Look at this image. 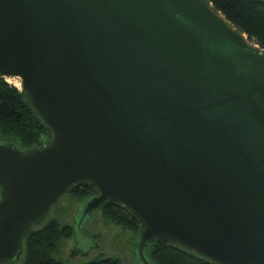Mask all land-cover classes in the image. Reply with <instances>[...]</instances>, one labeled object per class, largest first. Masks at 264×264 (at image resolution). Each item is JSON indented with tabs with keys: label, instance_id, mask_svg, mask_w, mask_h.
<instances>
[{
	"label": "water",
	"instance_id": "1",
	"mask_svg": "<svg viewBox=\"0 0 264 264\" xmlns=\"http://www.w3.org/2000/svg\"><path fill=\"white\" fill-rule=\"evenodd\" d=\"M0 73L50 132L0 141V264L74 184L153 239L264 264V48L207 0H0Z\"/></svg>",
	"mask_w": 264,
	"mask_h": 264
},
{
	"label": "trees",
	"instance_id": "2",
	"mask_svg": "<svg viewBox=\"0 0 264 264\" xmlns=\"http://www.w3.org/2000/svg\"><path fill=\"white\" fill-rule=\"evenodd\" d=\"M207 1L212 2L251 40L264 48V0ZM50 137V132L23 91L0 73V140L14 144L19 150H29L44 146ZM95 193L98 191L91 183L81 182L72 185L61 197L68 195L72 199L84 201ZM2 196L0 189V199ZM99 210L115 224L140 233L142 224L139 218L121 203L107 200ZM74 228L75 225L62 221L59 215L33 225L23 237L19 261L13 264H72L60 257L59 251L63 241L72 237ZM145 252L154 264H220L173 240L153 239L146 245ZM82 264H123V261L119 257L102 255Z\"/></svg>",
	"mask_w": 264,
	"mask_h": 264
},
{
	"label": "rangeland",
	"instance_id": "3",
	"mask_svg": "<svg viewBox=\"0 0 264 264\" xmlns=\"http://www.w3.org/2000/svg\"><path fill=\"white\" fill-rule=\"evenodd\" d=\"M16 80L8 78V81L14 85L19 82L18 78ZM19 86L20 84L17 85V87ZM80 203L82 204L83 201L64 195L44 218V222L51 216L59 215L62 221L75 224V218L80 217L82 213V209L79 208ZM96 232L103 234V241L100 248L93 251L96 248L94 246ZM138 236L139 234L136 232L125 229L105 218L98 208L82 218L81 227L74 229L72 237L63 241L59 256L72 264H82L102 255L119 257L123 264H141L137 251Z\"/></svg>",
	"mask_w": 264,
	"mask_h": 264
},
{
	"label": "flooded vegetation",
	"instance_id": "4",
	"mask_svg": "<svg viewBox=\"0 0 264 264\" xmlns=\"http://www.w3.org/2000/svg\"><path fill=\"white\" fill-rule=\"evenodd\" d=\"M98 193H95V194H92V196L94 195H97ZM91 197V196H90ZM81 204V203H80ZM76 220V218H75ZM72 225H76L77 224V221H75V224L74 223H70ZM95 237H96V240H95V243H94V246H96V248L93 250V251H96L98 248H100L101 244H102V241H103V234L101 232H96L95 233ZM98 237V238H97ZM90 254V253H89Z\"/></svg>",
	"mask_w": 264,
	"mask_h": 264
},
{
	"label": "bare ground",
	"instance_id": "5",
	"mask_svg": "<svg viewBox=\"0 0 264 264\" xmlns=\"http://www.w3.org/2000/svg\"><path fill=\"white\" fill-rule=\"evenodd\" d=\"M9 80H15V81H17L16 78H9ZM19 84H20V82H17V85H19Z\"/></svg>",
	"mask_w": 264,
	"mask_h": 264
}]
</instances>
